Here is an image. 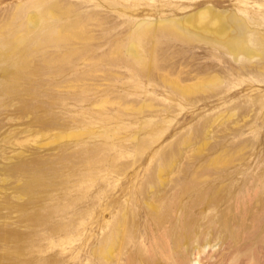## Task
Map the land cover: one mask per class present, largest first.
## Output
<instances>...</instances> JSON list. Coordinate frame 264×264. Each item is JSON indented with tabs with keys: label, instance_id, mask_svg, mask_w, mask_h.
Returning a JSON list of instances; mask_svg holds the SVG:
<instances>
[{
	"label": "rangeland",
	"instance_id": "obj_1",
	"mask_svg": "<svg viewBox=\"0 0 264 264\" xmlns=\"http://www.w3.org/2000/svg\"><path fill=\"white\" fill-rule=\"evenodd\" d=\"M205 3L264 26V0H0L1 264H104L93 247L121 218L119 264H142L151 200L191 204L209 242L178 264H264V43L234 56L159 21ZM227 200L240 219L217 218Z\"/></svg>",
	"mask_w": 264,
	"mask_h": 264
},
{
	"label": "bare ground",
	"instance_id": "obj_2",
	"mask_svg": "<svg viewBox=\"0 0 264 264\" xmlns=\"http://www.w3.org/2000/svg\"><path fill=\"white\" fill-rule=\"evenodd\" d=\"M213 2L216 5H219V3H221V0H213ZM49 10L51 11V9ZM44 13L45 11L42 10L41 15ZM39 18H40L39 15L38 16L29 15L27 17V27H26L25 33L15 38V40L12 42L10 46L12 48V52H11L12 55H15L14 53L15 52L17 53V51L18 52L21 51V45L25 44L28 36L32 32L37 30V28L40 25L39 22L41 20ZM42 19L45 21L44 17ZM159 21L161 22L167 21L168 24L171 23L173 25L172 27L175 28V31L177 33H180L181 35L187 38L189 36L191 37L194 36L199 40H202V39L206 40L214 44L215 46H218L224 49L226 52H229L230 54L234 56L240 53L246 56H251L255 54V51H256L255 46L257 45V48L258 46H260L259 49H261L262 43H264V26H261L259 23H257L255 20V17H250L249 15H246L243 13H237L232 9L219 8L212 3H205L202 6L196 8L195 10L187 14H184L182 16L161 18L159 19ZM153 25L155 24L148 23V24H145L144 28L142 29L139 28L137 31L135 30L137 33V36L139 37L145 34L151 28H154ZM135 46L136 45L134 42L130 43L129 45L130 51L135 52ZM8 56L7 54H4V52H0V58H7ZM15 65L18 66L17 61H15ZM211 75H208V76H211ZM202 76L205 77L204 75L196 76V80L193 81L192 83L188 82V84L184 85V88H192L196 86L200 87ZM16 142L19 143L20 141H16ZM30 182L32 184V181ZM219 192L220 191H214V192L209 193L206 199L207 201L204 203L202 202L203 204L200 205L202 210L211 208L212 204H214L212 203L213 200H215L216 197L221 196L219 195ZM223 194L225 193L222 192V196H224ZM202 195L203 194H201V196ZM227 195L228 194H226L225 197H227ZM222 198L224 197L220 198L221 201L223 202L224 199ZM225 203H228V200L227 202L225 201ZM229 203L225 205L223 208L218 207L219 209H217V212H216L217 218H224V217L234 215V216H237L238 219H240L239 217L241 216L242 212L240 214L239 213L235 214V212H233L235 210V208L233 207L234 205H232V203L230 204ZM21 206L19 207L21 208ZM147 206H148L147 207L148 210L151 211V214H155V218H156L155 225L157 229H156L155 234L152 235L153 241H152L151 250H152L153 255L151 256H147L145 254L141 255L140 260L142 264H178L177 258L183 257L182 253L187 252L190 247L193 248L196 254L203 252L204 248L209 242H206V243L201 242L200 244L198 243L199 238L197 237L201 234V231H199V227L201 226V224H197L199 222V219H197V217L190 216L189 207L191 206V204L179 202L176 208L172 207L171 205H163L162 206L163 208H162L160 207L158 202L151 200V202L148 203ZM23 207L24 205L22 206V208ZM20 208L19 210L22 209ZM25 209L26 208H24V212H26ZM28 212L30 211L28 210ZM23 215H26L27 217V214L24 213ZM125 221L126 220L124 218H121L120 220L112 224L106 233L97 237V240L93 247L96 262L102 261L104 264H119L120 249L122 248L125 242V239H126L125 238V231H126ZM1 230L2 228L0 229V232L3 234ZM205 230L206 229L204 228L202 229V231H205ZM10 231L11 230H9V232ZM9 234L11 235L12 233L10 232ZM148 235L149 233H147V236ZM11 236H9L8 239H10ZM162 236L164 237L166 236L167 239L165 240H169L170 244H168L167 246L169 248L165 249L163 247L164 242L162 243L163 241L161 239ZM147 239H146V242H147ZM164 244H167V243L165 242ZM196 262H197L196 260L193 261V264H197Z\"/></svg>",
	"mask_w": 264,
	"mask_h": 264
}]
</instances>
